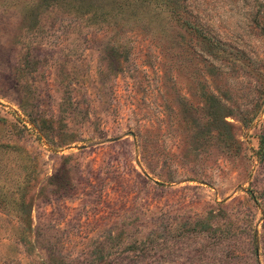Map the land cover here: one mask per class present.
<instances>
[{"label":"rangeland","instance_id":"374dc122","mask_svg":"<svg viewBox=\"0 0 264 264\" xmlns=\"http://www.w3.org/2000/svg\"><path fill=\"white\" fill-rule=\"evenodd\" d=\"M0 264H264V0H0Z\"/></svg>","mask_w":264,"mask_h":264},{"label":"trees","instance_id":"16d2710c","mask_svg":"<svg viewBox=\"0 0 264 264\" xmlns=\"http://www.w3.org/2000/svg\"><path fill=\"white\" fill-rule=\"evenodd\" d=\"M18 202H19V204H21V205L24 203V201H23V199H22L21 196L19 197ZM21 218H22V217H21Z\"/></svg>","mask_w":264,"mask_h":264}]
</instances>
